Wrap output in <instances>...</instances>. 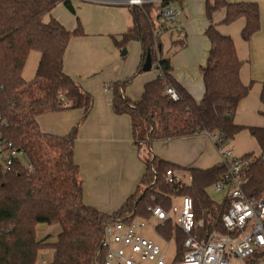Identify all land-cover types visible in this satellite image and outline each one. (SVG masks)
<instances>
[{"label": "trees", "instance_id": "1", "mask_svg": "<svg viewBox=\"0 0 264 264\" xmlns=\"http://www.w3.org/2000/svg\"><path fill=\"white\" fill-rule=\"evenodd\" d=\"M174 1L148 2L130 8L131 25L120 41L115 42L123 47L131 40L138 41L141 55L136 72L142 71L148 51L152 67H157L159 72L144 85L136 101L123 95V87L129 80L111 83L112 111L129 116L137 147L201 132L216 133L220 142H229L246 129L256 140L259 153L241 155L248 160L243 171V191L247 198L255 199L264 191V126L234 123L236 105L248 94L249 85L240 79L241 61L233 40L216 29L212 15L225 8L224 23L244 17L241 37L248 40L260 27L258 5L204 0L208 22L204 34L210 47L201 69L203 95L196 101L172 77L170 58L162 51L160 35L174 27L171 22L160 20L159 10ZM58 3L73 11L70 0H0V139L21 149L32 168L28 171L18 159L6 171L0 166V264H36L38 251L43 246L53 251L48 264H99L100 242L108 223L128 221L134 216L148 218V205L168 209L174 197L183 195L191 197L195 220L202 221L197 231L199 237L212 230L224 233L221 215L228 207V199L218 202L207 192L225 171L222 163L201 169L149 156L136 191L119 209L105 213L83 202L82 180L73 158V145L93 99L63 71L67 44L72 36H79L83 31L80 24L69 30L54 17L45 19ZM175 43L180 44V41H173ZM31 51H38L39 59L34 77L25 80L22 71ZM167 85L176 90L178 100L164 94ZM259 98L264 105V72ZM68 101L83 110L77 124L63 136L41 132L37 117L66 107ZM168 169L188 170L191 182L168 184L164 179ZM39 224L58 227L54 242L48 241L49 235L37 238ZM156 231L165 240H174L173 260L182 259L184 235L180 229L167 220L156 226Z\"/></svg>", "mask_w": 264, "mask_h": 264}, {"label": "crops", "instance_id": "2", "mask_svg": "<svg viewBox=\"0 0 264 264\" xmlns=\"http://www.w3.org/2000/svg\"><path fill=\"white\" fill-rule=\"evenodd\" d=\"M225 1L255 2L259 8V30L248 40L241 37L244 17L224 23L226 10L220 8L213 13L212 21L221 34L233 40L241 61L240 79L243 84L249 85L248 94L236 105L234 123L263 127L264 105L259 94L264 72V0ZM70 3L73 11L63 3H58L45 19L54 17L69 30L80 24L83 31L81 35L70 38L63 56V71L93 99L90 111L78 127L73 145V158L82 180L83 202L105 213L119 209L136 191L149 156L178 166L201 169L220 163L219 152L205 132L183 138L156 140L149 147L135 145L129 116L112 111L111 90L103 89L105 83L129 80L123 87V95L136 101L140 99L144 85L158 75L159 71L154 66L148 71L136 72L141 55L138 41L131 40L123 47L115 42L120 41L121 35L131 25V7L105 0H70ZM173 4L182 9L177 22L183 37L175 28L163 31L160 41L162 35L168 32H175L176 36L170 39V47L166 50L161 41L162 51L170 58L172 77L199 101L203 95L201 69L210 47L204 34L208 25L204 0H176ZM173 41H180V44H173ZM24 71L25 65L23 77ZM82 113V108L68 101L67 106L58 111L39 115L37 124L43 133L63 136L77 124ZM228 145L238 156L248 152L259 153L256 140L246 129L236 134Z\"/></svg>", "mask_w": 264, "mask_h": 264}, {"label": "built area", "instance_id": "3", "mask_svg": "<svg viewBox=\"0 0 264 264\" xmlns=\"http://www.w3.org/2000/svg\"><path fill=\"white\" fill-rule=\"evenodd\" d=\"M100 1V0H87ZM164 0H105L129 7H140L145 3H161ZM160 20L171 22L183 37V31L177 20L182 15L180 6L168 3L159 10ZM104 91L111 90V83H105ZM164 94L172 100H178L176 90L167 85ZM220 155V163L225 171L213 185L215 193L228 199V207L221 215L224 233L207 231L202 237L198 229L201 220H195L193 202L188 195L179 196V204L174 201L168 209L161 205H148V218L134 216L128 221L114 220L103 231L100 248L102 257L99 264H231V259H239L242 264H264V191L255 199L246 197L243 186V171L248 160L236 155L228 141L220 142L218 134H209ZM18 159L28 171L31 165L25 159V153L11 142L0 139V166L6 171L14 160ZM168 184H188L192 176L185 169H168L164 174ZM171 220L183 233L182 259L165 261L164 252L151 239L140 233L147 222L156 226ZM40 264H48L42 260Z\"/></svg>", "mask_w": 264, "mask_h": 264}, {"label": "rangeland", "instance_id": "4", "mask_svg": "<svg viewBox=\"0 0 264 264\" xmlns=\"http://www.w3.org/2000/svg\"><path fill=\"white\" fill-rule=\"evenodd\" d=\"M176 36L175 32H168L167 34H163L161 37V41L163 44V49L166 50L170 47V39H173ZM174 48H172L173 50ZM37 58V62H36ZM39 59V52L38 51H32L30 52L28 59L25 64V71H24V78L25 80H30L34 77L35 70L37 67ZM30 73V74H29ZM32 73V74H31ZM146 148V147H144ZM146 151V150H145ZM208 194L214 199V200H221V194H216L212 187L207 189ZM179 197L176 196L174 199V202L176 204H179ZM155 224L152 221L147 222L146 226L141 229L140 233L149 239L153 240L164 252L165 255V261L170 262L172 261L175 253V243L173 239L170 240H165L162 238L157 231L155 230ZM37 238H41L42 235H49L48 241L54 242L56 240V234L58 232V227L57 226H50V225H44V224H39L37 226ZM52 249L50 247L43 246L39 251H38V258L36 264H40L42 260H45L47 263H49L52 259ZM231 264H242V261L239 259H231Z\"/></svg>", "mask_w": 264, "mask_h": 264}, {"label": "water", "instance_id": "5", "mask_svg": "<svg viewBox=\"0 0 264 264\" xmlns=\"http://www.w3.org/2000/svg\"><path fill=\"white\" fill-rule=\"evenodd\" d=\"M123 53L124 52L122 51V54ZM151 67H152L151 54L148 51L146 56H145L144 62L142 64V71H148L151 69Z\"/></svg>", "mask_w": 264, "mask_h": 264}]
</instances>
